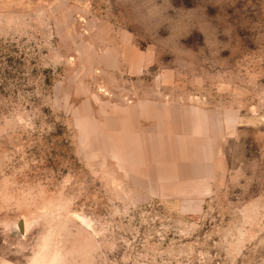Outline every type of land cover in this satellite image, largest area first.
I'll list each match as a JSON object with an SVG mask.
<instances>
[{"label":"rangeland","instance_id":"374dc122","mask_svg":"<svg viewBox=\"0 0 264 264\" xmlns=\"http://www.w3.org/2000/svg\"><path fill=\"white\" fill-rule=\"evenodd\" d=\"M0 264H264V0H0Z\"/></svg>","mask_w":264,"mask_h":264},{"label":"crops","instance_id":"0c3cea01","mask_svg":"<svg viewBox=\"0 0 264 264\" xmlns=\"http://www.w3.org/2000/svg\"><path fill=\"white\" fill-rule=\"evenodd\" d=\"M197 162H199L198 160L195 162V164H197Z\"/></svg>","mask_w":264,"mask_h":264}]
</instances>
